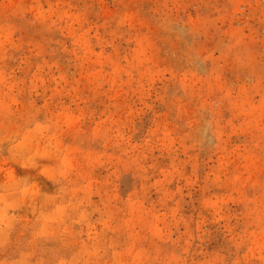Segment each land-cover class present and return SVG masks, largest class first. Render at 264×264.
Masks as SVG:
<instances>
[{
	"label": "rangeland",
	"instance_id": "rangeland-1",
	"mask_svg": "<svg viewBox=\"0 0 264 264\" xmlns=\"http://www.w3.org/2000/svg\"><path fill=\"white\" fill-rule=\"evenodd\" d=\"M0 264H264V0H0Z\"/></svg>",
	"mask_w": 264,
	"mask_h": 264
}]
</instances>
